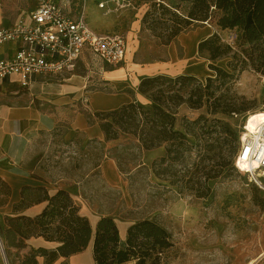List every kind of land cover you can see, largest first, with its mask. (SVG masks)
<instances>
[{
	"label": "rangeland",
	"instance_id": "rangeland-1",
	"mask_svg": "<svg viewBox=\"0 0 264 264\" xmlns=\"http://www.w3.org/2000/svg\"><path fill=\"white\" fill-rule=\"evenodd\" d=\"M10 1L3 10L4 21L19 19V13L32 6L30 0ZM192 5V0L70 4L72 10L83 11L96 31L127 37L129 48L120 67H128L126 74L134 80L140 77L137 72L133 76V64L152 69L167 63L177 37L196 27L207 26L238 51V31L218 26L213 7L210 20L191 19ZM194 10L202 13L201 8ZM195 57L207 73H201V66L198 73L185 71L180 64L182 50L177 48L175 67L147 75L158 77L149 92L175 112L173 129L184 137L175 135L174 141L162 142L156 132L159 126L146 123L139 110L131 118L96 113L107 134V155L116 160L124 178L123 191L105 188L98 170L86 173L66 161L69 152L62 146L61 134L42 142V166L51 177L59 173L57 177L78 181L81 192L116 222L148 219L164 227L172 243L163 252L164 264H264V190L234 165L242 122L250 113L264 110V63L229 66L227 57L211 59L208 49ZM98 66L100 62L84 59L77 72L85 76ZM91 150L99 158L105 145ZM260 178L264 180V175ZM0 223L5 225L1 217ZM25 251L10 247L8 264H21ZM0 264H5L1 247Z\"/></svg>",
	"mask_w": 264,
	"mask_h": 264
},
{
	"label": "crops",
	"instance_id": "crops-1",
	"mask_svg": "<svg viewBox=\"0 0 264 264\" xmlns=\"http://www.w3.org/2000/svg\"><path fill=\"white\" fill-rule=\"evenodd\" d=\"M30 1L32 6L27 11L20 12L19 18L26 17L34 8V0ZM59 1L67 15L74 16L81 12L71 9L73 0ZM9 5L10 0H0V26L18 20L4 21L2 15L6 10H3L9 8ZM85 18L87 20L86 16ZM212 34L207 26L182 33L177 37L174 46L169 47L171 56L167 63H161L152 69L137 67V64L130 67L134 70L133 76L136 72L139 74L140 78H135L136 80L127 76L128 67H120L124 60L117 65L96 60L101 66L85 76L77 72L79 68L76 66L74 70L59 75H41L26 86L20 83L16 74L0 77V217L3 222L21 216L34 218L40 215L48 205L47 198L59 190L70 195L78 214L88 219L92 229L101 217H112L103 214L81 192L78 181L57 177L59 173L53 175V178L50 176L51 172H47L42 166L45 163V155L40 157L39 153L43 148L42 142L51 135L61 134L62 146L69 152L66 161L76 164L77 169L86 173L98 170L100 183L105 188L123 191L124 178L116 160L107 155L108 139L95 116L96 113L109 112L135 101H148L145 94L138 89L141 79L153 70L175 67L177 64L173 62L177 48L182 50L183 59L180 64L185 71L198 73L201 66V73H207L204 66L196 64L199 62L195 61L198 60L195 56L199 42ZM125 38L127 51L124 59L129 48L128 39L126 36ZM14 49V44H4L0 50V58L8 56ZM84 59L93 60L87 57L81 60ZM96 145H105V152L99 158H95L91 150ZM114 221L121 240H124L132 222ZM20 238L16 234L17 243H20ZM60 243L59 240L46 239L41 235L23 238L21 247L26 249L23 259L34 254L36 264H95L93 237L83 250L68 256L57 255L53 261H48L39 252L40 249L53 251Z\"/></svg>",
	"mask_w": 264,
	"mask_h": 264
},
{
	"label": "trees",
	"instance_id": "trees-1",
	"mask_svg": "<svg viewBox=\"0 0 264 264\" xmlns=\"http://www.w3.org/2000/svg\"><path fill=\"white\" fill-rule=\"evenodd\" d=\"M192 2V9L189 12L191 19L210 20L213 7L217 13L218 26L238 31V51L233 50L230 44L221 42L219 35L213 33L199 42V53L208 49L211 59L227 57L229 66L230 63H264V0H192ZM196 8H201L202 13L198 14L194 10ZM213 69L218 73L221 71L216 66ZM231 69H234L233 65ZM157 79L156 76H146L140 81L138 89L147 97V103L135 101L107 113L110 116L122 114L131 118L135 116L134 111L139 110L146 123L151 122L159 126V131L156 132L162 142L174 141L175 135L182 137L184 135L173 129L175 112L160 104L154 93L149 92V88ZM207 79L210 80V77ZM169 97L172 100L174 98ZM47 199L48 205L40 215L34 218L21 216L7 219L5 225H0V238L6 251L5 256L8 257L10 247H21L23 238L31 235H41L46 239L61 242L53 251L39 250L48 261L55 260L57 255L68 256L83 250L93 237L95 264H124L129 261H134V264H164L162 255L172 244L171 234L156 222L148 219L132 222L125 239L121 240L112 217H101L92 229L88 219L78 214L77 207L73 205L66 191L59 190ZM16 234L21 236L20 243L15 239ZM21 264H36L34 254L25 256Z\"/></svg>",
	"mask_w": 264,
	"mask_h": 264
},
{
	"label": "built area",
	"instance_id": "built-area-1",
	"mask_svg": "<svg viewBox=\"0 0 264 264\" xmlns=\"http://www.w3.org/2000/svg\"><path fill=\"white\" fill-rule=\"evenodd\" d=\"M34 2L26 17L0 26V50L6 43L15 46L8 56L0 58V77L16 74L26 86L41 75L74 70L83 57L108 65L124 60L127 42L123 34L94 30L83 11L69 16L59 0ZM260 111L258 121H250L249 114L242 122L234 165L264 190L260 178L264 175V110Z\"/></svg>",
	"mask_w": 264,
	"mask_h": 264
},
{
	"label": "bare ground",
	"instance_id": "bare-ground-1",
	"mask_svg": "<svg viewBox=\"0 0 264 264\" xmlns=\"http://www.w3.org/2000/svg\"><path fill=\"white\" fill-rule=\"evenodd\" d=\"M258 112H261V111H255V112H253V113H250V115H252L251 117H250V121H252V122H256V121H258V119H259V117H260V114L261 113H258ZM253 114H256V115H253ZM243 169H242V171L244 170V167H242Z\"/></svg>",
	"mask_w": 264,
	"mask_h": 264
},
{
	"label": "water",
	"instance_id": "water-1",
	"mask_svg": "<svg viewBox=\"0 0 264 264\" xmlns=\"http://www.w3.org/2000/svg\"><path fill=\"white\" fill-rule=\"evenodd\" d=\"M0 247H1V251H2L3 258H4V262H5V264H8L1 241H0Z\"/></svg>",
	"mask_w": 264,
	"mask_h": 264
}]
</instances>
